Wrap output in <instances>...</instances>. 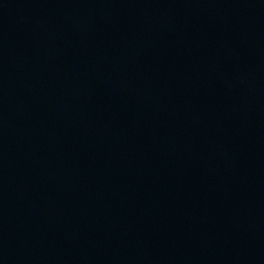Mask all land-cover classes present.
Returning <instances> with one entry per match:
<instances>
[{"label": "water", "instance_id": "1", "mask_svg": "<svg viewBox=\"0 0 264 264\" xmlns=\"http://www.w3.org/2000/svg\"><path fill=\"white\" fill-rule=\"evenodd\" d=\"M0 264H264V0H0Z\"/></svg>", "mask_w": 264, "mask_h": 264}]
</instances>
